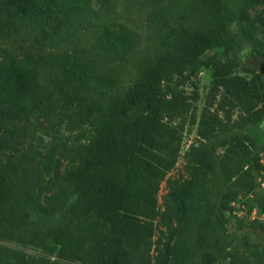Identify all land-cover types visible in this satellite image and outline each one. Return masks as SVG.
I'll use <instances>...</instances> for the list:
<instances>
[{"label":"trees","instance_id":"obj_1","mask_svg":"<svg viewBox=\"0 0 264 264\" xmlns=\"http://www.w3.org/2000/svg\"><path fill=\"white\" fill-rule=\"evenodd\" d=\"M100 1L112 14L141 19L143 47L138 33L119 26L99 36L103 56L97 55L89 48V0H0V34L34 23L47 51L42 73L23 59L0 60V133L6 134L0 158H7L0 166V237L17 235L40 249L47 238L58 245L53 257L25 258L2 249L0 264H117L126 248L145 247L158 216L160 181L194 125L198 140L216 141L223 150L214 159L209 188L202 177L175 188L183 214L170 230L162 264L189 263L190 233L201 209L198 264H217L227 246L221 211L240 191L253 196L260 173L246 124H257L264 113V78L232 74L235 58L212 65L197 119L178 86L183 68L222 46L229 23L259 0H238L227 13L221 0ZM261 26L264 34V16ZM138 105L143 110L131 121L121 118ZM234 111L238 119L231 120ZM35 116L53 124V149L80 160L52 182L57 191L69 186L59 210L37 204L26 180L34 149L14 140L17 120ZM206 195L211 200L201 208Z\"/></svg>","mask_w":264,"mask_h":264},{"label":"rangeland","instance_id":"obj_2","mask_svg":"<svg viewBox=\"0 0 264 264\" xmlns=\"http://www.w3.org/2000/svg\"><path fill=\"white\" fill-rule=\"evenodd\" d=\"M237 1L221 0L222 13L229 12L237 5ZM89 4L92 8L86 20L89 48L93 47L97 55L103 56L102 48L99 46L101 35L119 26L138 33V46L143 47L142 22L139 17L112 14L105 2L100 0H89ZM244 13L243 17L229 23V35L222 46L205 51L182 70L181 78L184 80L178 86V91L183 99L192 103L196 119L212 80V65H221L227 58H235L238 65L230 71L232 74L240 75L248 80H255L257 75L262 76L259 67L261 63H264V34L261 26L264 0L248 4L244 8ZM46 52V47L40 40V34L34 23L21 27L17 32L7 30L0 34V60L23 59L29 62L37 72L42 73L46 67ZM142 110L141 105L132 107L121 115V118L129 122ZM236 119H238L237 112L234 111L231 120ZM194 127L195 125L189 133L184 134L174 164L160 181L155 195L158 216L152 222L153 230L147 245L136 250L126 248L120 254L117 264H162L163 251L169 239L170 230L176 226L183 214V205L175 188L200 177L203 178L205 187L209 188L214 159L220 156L223 149L216 144V141L198 140L194 135ZM246 128L255 142L252 153L254 161L258 164H254V168L256 171H264V113L257 124L248 123ZM54 129L53 124L42 116L24 117L17 120L15 124V143L18 146L29 145L34 149L29 160L26 180L33 190L37 204L44 210H59L65 203L64 196L69 186L57 191L56 186L52 184L55 175L69 173L80 165V160L71 152L64 153L51 147ZM58 131L64 132L62 124L58 125ZM232 131H237V128H232ZM5 137V133H0V141ZM6 159V154L0 158V166L6 163ZM251 192L254 193L253 196H248L243 191L238 192L231 203L233 206L221 211L220 217L224 227L222 235L227 246L224 258L217 264H264V221L260 220V217L264 219V189L257 187ZM210 200L211 197L206 195L201 202V208ZM201 210L193 220L188 264H198L196 236ZM57 248L58 245L51 238H47L45 247L40 249L35 245L21 243L17 235L11 238L0 237V250L7 249L25 258L38 255L53 257ZM67 262L90 264L77 259L67 260ZM104 264H110V261Z\"/></svg>","mask_w":264,"mask_h":264},{"label":"built area","instance_id":"obj_3","mask_svg":"<svg viewBox=\"0 0 264 264\" xmlns=\"http://www.w3.org/2000/svg\"><path fill=\"white\" fill-rule=\"evenodd\" d=\"M255 182H256V188L259 187L261 189H264V171H261L255 178ZM260 220L264 219L262 217H260Z\"/></svg>","mask_w":264,"mask_h":264},{"label":"water","instance_id":"obj_4","mask_svg":"<svg viewBox=\"0 0 264 264\" xmlns=\"http://www.w3.org/2000/svg\"><path fill=\"white\" fill-rule=\"evenodd\" d=\"M259 70H260L261 75L264 77V63H261Z\"/></svg>","mask_w":264,"mask_h":264}]
</instances>
